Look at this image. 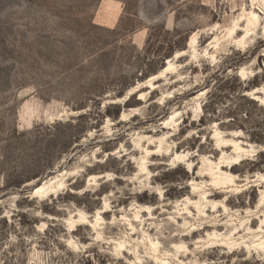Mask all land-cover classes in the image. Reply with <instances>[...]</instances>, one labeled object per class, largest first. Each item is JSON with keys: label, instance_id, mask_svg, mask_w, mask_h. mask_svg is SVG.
<instances>
[{"label": "rangeland", "instance_id": "obj_1", "mask_svg": "<svg viewBox=\"0 0 264 264\" xmlns=\"http://www.w3.org/2000/svg\"><path fill=\"white\" fill-rule=\"evenodd\" d=\"M263 50L264 0H0V264H264Z\"/></svg>", "mask_w": 264, "mask_h": 264}, {"label": "bare ground", "instance_id": "obj_2", "mask_svg": "<svg viewBox=\"0 0 264 264\" xmlns=\"http://www.w3.org/2000/svg\"><path fill=\"white\" fill-rule=\"evenodd\" d=\"M254 23V22H253ZM263 57H264V50H263V53H262ZM167 69V68H166ZM165 72L162 71V73H160L159 75H155L153 77H151L148 81H147V84L145 85L146 87H150L152 85V83L154 81H157L158 79H162L163 78V75H164ZM134 93V92H133ZM258 93V90L254 91L253 94H257ZM203 94V93H202ZM255 100L258 101V97H255L254 98ZM139 100H144V96L141 95V97H139ZM123 117V116H122ZM164 125H168V120L164 122ZM235 151L238 153V156L236 159H234L233 161V164L231 166H229V170L230 171H233L235 170L236 166L239 164V162H241L243 160V157H247L248 154L246 153V151H243L241 148H239L237 145H235ZM153 156H160L158 155L157 153H153ZM164 157V155H163ZM187 157V156H186ZM186 157L185 156H177L175 157V160L174 162L175 163H178L180 165H183L186 161ZM188 171H191L193 170L191 167L187 169ZM203 173V172H202ZM257 178H259L262 182H264V175L263 176H258ZM229 184V183H228ZM58 186V185H57ZM56 185H54L53 181L49 180V181H45L42 185L38 186L36 189H35V192H34V196H39V195H53L55 194L57 191H58V187ZM60 186V185H59ZM263 200L264 199H261L260 201V205L263 203ZM107 213V212H106ZM213 225L211 224H206L202 229L200 230H204L205 228L207 227H212ZM236 232V230H235ZM231 234V233H230ZM185 236V235H184ZM261 249L264 250V242L261 243ZM260 248V247H259Z\"/></svg>", "mask_w": 264, "mask_h": 264}]
</instances>
